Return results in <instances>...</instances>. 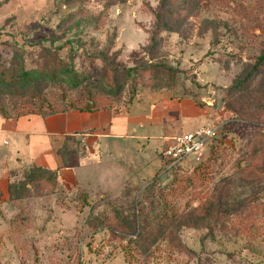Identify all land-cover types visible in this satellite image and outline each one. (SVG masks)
Wrapping results in <instances>:
<instances>
[{"label":"rangeland","instance_id":"rangeland-1","mask_svg":"<svg viewBox=\"0 0 264 264\" xmlns=\"http://www.w3.org/2000/svg\"><path fill=\"white\" fill-rule=\"evenodd\" d=\"M14 50L25 69L56 72L72 109L187 98L217 135L199 165L167 169L157 151L144 192L97 213L8 153L0 264H264V113L239 110L264 95V0H0V64ZM38 88L24 95H53ZM0 93L12 114L19 99Z\"/></svg>","mask_w":264,"mask_h":264},{"label":"crops","instance_id":"crops-1","mask_svg":"<svg viewBox=\"0 0 264 264\" xmlns=\"http://www.w3.org/2000/svg\"><path fill=\"white\" fill-rule=\"evenodd\" d=\"M206 121L187 98H154L118 113L0 118V180L5 177L7 185V154L15 160L24 153L31 166L56 174L67 197L84 206L96 203L97 213L107 201L127 202L149 186L160 168V137L186 134Z\"/></svg>","mask_w":264,"mask_h":264},{"label":"trees","instance_id":"trees-1","mask_svg":"<svg viewBox=\"0 0 264 264\" xmlns=\"http://www.w3.org/2000/svg\"><path fill=\"white\" fill-rule=\"evenodd\" d=\"M244 10H246V8H244ZM14 53L17 54L18 56L12 55L11 58L15 59L13 63L11 61L9 62L3 61L0 64V87L10 88L13 92V94H10V97L17 98L19 99V101L13 100V104L11 106V112H13L12 114H7L5 111L0 110V118L9 120V119H17L20 117L30 116V115L39 116L41 118H48L51 116L66 114L73 111L79 113H86V114H94L100 111H112L116 113L125 112V111H117L116 109H109V108L102 110L96 108L89 109V108H80V107L77 109H72V107L75 105L74 103L67 104L60 96L61 93L57 95V93H59V91L61 90L59 89V86L56 85V82L58 81V76L56 72H54L53 70L42 69L41 71L36 73L35 71L27 70L23 65L22 57L20 58L19 53L16 52L15 50ZM17 58L18 60L16 61ZM257 63L259 68L262 67V65H264L263 54L258 57ZM258 66H256L255 64L252 68L253 72L256 74H259V72L256 71L258 69ZM46 81L50 82L53 85L51 91L53 95H50L49 98H47V96H42L40 98V93L42 94V92L41 89L38 88V86L40 85L42 86V83ZM36 90H38L40 93L37 94L34 93L33 98L26 96L33 91L35 92ZM42 90L44 91L45 88H43ZM25 92L27 93L26 95H24ZM261 93L262 90L259 89L256 92L257 95L256 94L255 96L248 95L247 98H245L246 102L242 106H240L239 109L241 111V114L248 116L250 118H254V115H257L258 118L259 113H264L263 104L262 103L260 104L259 101L260 99H264V95L262 96L263 93L262 94ZM0 96H2L1 93ZM25 96L26 98H28V101H30L31 99L35 101H31L32 103L27 102L24 100ZM252 103L254 104L255 107L251 111L250 106L252 105ZM262 139L263 136L259 135L258 138L251 143L250 147L254 148L259 142H261ZM256 154H258V149L254 148L253 153L249 156V158L252 159ZM261 155H264V153H262ZM34 170L39 174L41 173L50 176L52 185L56 184L55 173H51L36 167ZM242 175L244 176L243 179L246 182H248L247 180L251 179V173H249L248 171L243 172L240 176L241 178ZM7 186H8L7 192L9 193V195H11L9 190V172H7Z\"/></svg>","mask_w":264,"mask_h":264},{"label":"built area","instance_id":"built-area-1","mask_svg":"<svg viewBox=\"0 0 264 264\" xmlns=\"http://www.w3.org/2000/svg\"><path fill=\"white\" fill-rule=\"evenodd\" d=\"M216 135L214 128L205 126L183 135L162 136L159 138L158 155L167 169L182 163L199 165Z\"/></svg>","mask_w":264,"mask_h":264}]
</instances>
